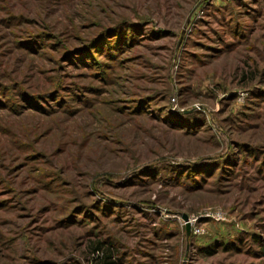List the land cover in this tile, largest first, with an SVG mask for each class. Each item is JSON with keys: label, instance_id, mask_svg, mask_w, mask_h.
I'll use <instances>...</instances> for the list:
<instances>
[{"label": "rangeland", "instance_id": "obj_1", "mask_svg": "<svg viewBox=\"0 0 264 264\" xmlns=\"http://www.w3.org/2000/svg\"><path fill=\"white\" fill-rule=\"evenodd\" d=\"M0 264H264V0H0Z\"/></svg>", "mask_w": 264, "mask_h": 264}, {"label": "water", "instance_id": "obj_2", "mask_svg": "<svg viewBox=\"0 0 264 264\" xmlns=\"http://www.w3.org/2000/svg\"><path fill=\"white\" fill-rule=\"evenodd\" d=\"M180 216L184 220L186 232H187V234H189V232H190V223H189V220H188V216L185 213H181Z\"/></svg>", "mask_w": 264, "mask_h": 264}, {"label": "built area", "instance_id": "obj_3", "mask_svg": "<svg viewBox=\"0 0 264 264\" xmlns=\"http://www.w3.org/2000/svg\"><path fill=\"white\" fill-rule=\"evenodd\" d=\"M214 214H215L216 216H219L220 212L217 211V212H215Z\"/></svg>", "mask_w": 264, "mask_h": 264}, {"label": "trees", "instance_id": "obj_4", "mask_svg": "<svg viewBox=\"0 0 264 264\" xmlns=\"http://www.w3.org/2000/svg\"><path fill=\"white\" fill-rule=\"evenodd\" d=\"M98 249V247L95 248V250Z\"/></svg>", "mask_w": 264, "mask_h": 264}, {"label": "bare ground", "instance_id": "obj_5", "mask_svg": "<svg viewBox=\"0 0 264 264\" xmlns=\"http://www.w3.org/2000/svg\"><path fill=\"white\" fill-rule=\"evenodd\" d=\"M191 222V220H189V223Z\"/></svg>", "mask_w": 264, "mask_h": 264}]
</instances>
